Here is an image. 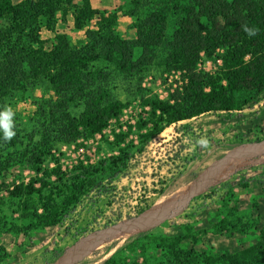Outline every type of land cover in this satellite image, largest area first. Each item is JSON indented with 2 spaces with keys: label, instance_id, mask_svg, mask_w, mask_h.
I'll return each instance as SVG.
<instances>
[{
  "label": "trees",
  "instance_id": "1",
  "mask_svg": "<svg viewBox=\"0 0 264 264\" xmlns=\"http://www.w3.org/2000/svg\"><path fill=\"white\" fill-rule=\"evenodd\" d=\"M132 4L133 11L126 15L134 22L136 38L125 40L116 29L117 15L93 9L91 0H83L79 6L74 5V0H23L19 4L0 0V110L6 100L25 97L43 81L53 92L50 97L34 101L42 141L30 146L31 150L26 147L20 159L30 163L36 176L10 191V197L19 200L20 219L28 225L9 226L0 216V232L30 237L40 228L68 223L67 234H71L72 228L78 229L80 209L90 206L101 212L102 201L110 209L125 206L127 190L119 189L114 181L125 175L129 160L126 154L125 158L92 165L80 162L73 174L57 159L55 168H44L45 158L52 155L56 144L102 135L111 121L120 119L127 104L110 90L116 75L136 81L142 105L151 109L148 122L138 125L139 131L152 126L146 140L205 115L240 112L264 94V0H135ZM73 9L75 28L86 30L84 45L75 49L66 35L56 34L52 48L46 49L39 33L43 29L54 32L59 14L66 17ZM145 10L150 14L143 17ZM152 16L157 17L159 27ZM98 17L97 28L88 29ZM245 23L258 28L257 35L248 37L241 30ZM171 25L173 33L166 42L165 65L168 71L180 73L183 83L171 100L164 101L147 97L143 81L144 73L157 58L156 34L159 30L166 34ZM218 51L224 52L220 71L202 72L199 66L203 58L212 59ZM76 107L83 108L78 116L72 113ZM132 129L117 134L115 143H124ZM15 162L19 161L12 157L0 161V175ZM250 183L264 186V178L253 177L243 185L247 188ZM166 187L164 183L160 189H137L141 202L134 208V215L120 212L114 219L106 217L103 225V217L96 215L97 229L107 230L125 220L137 219L149 209L151 195H162ZM95 230L83 229L79 239ZM151 246L163 254L155 264L264 263V246L254 245L236 254L215 257L199 253L195 247L183 249L175 239L157 238L147 232L102 264H148V259L139 262L125 252L140 250L146 256ZM5 256L0 253V258Z\"/></svg>",
  "mask_w": 264,
  "mask_h": 264
},
{
  "label": "rangeland",
  "instance_id": "2",
  "mask_svg": "<svg viewBox=\"0 0 264 264\" xmlns=\"http://www.w3.org/2000/svg\"><path fill=\"white\" fill-rule=\"evenodd\" d=\"M21 1L23 0H13V3L19 4ZM82 1L74 0V5L79 6ZM134 1L112 0L111 5L99 9L101 12L117 15L116 29L119 36L125 40L136 38L134 22L126 15L133 11ZM149 14V11L145 10L143 17ZM151 18L159 27L157 17ZM98 21L99 17L95 18L87 28H97ZM85 32L86 30L79 31L75 28L73 9L66 17L59 14L54 32L43 29L39 37L44 42V47L51 49L56 34L66 35L73 47L78 49L85 43ZM172 33L171 25L166 34L160 30L156 34L157 58L155 64L144 73L143 87L147 97L169 101L177 87L183 83L180 73L168 71L165 65L168 55L166 42ZM223 54V51H218L212 59L204 57L199 69L205 73H218L223 65ZM136 86V81H126L116 75L110 82V90L115 97L127 104L120 119L111 121L102 135L83 138L72 144H56L52 155L45 158L44 163V168L52 170L57 159L65 170L73 174V169L80 162L92 165L110 159L125 158L126 154L125 159L129 160L123 172L125 175L114 181V185L119 189L127 190L125 206L122 209L116 206L110 209L102 201L99 205L101 212L92 210L90 206L80 209L79 233L77 228H72L71 234H67L68 223L53 228H40L33 231L30 237L0 232V253L2 256L6 254L5 258H0V264H54L70 251L79 248L77 251L81 253V245L86 242L93 245L96 241L94 237L98 239V235L106 230L97 229L94 220L96 215L103 217L100 220L101 225L106 223V217L114 219L120 212H123L124 216L134 215V208L141 202L140 194L135 191L144 187L150 190L160 189L164 183H167L165 192L162 195L152 194L149 209L145 212L146 217H163L161 223L145 231L126 235L124 233L134 225L136 219L120 222L110 228L115 236H106L102 242L96 241L91 253H87L78 264H102L118 250L147 232L153 237L175 239L183 249L195 247L199 253L215 257L236 254L254 245L264 246V186L250 183L246 188L243 185L253 177L264 178V155L252 159L245 158L246 163L226 180L209 183L202 180L206 170L215 168L216 163L233 150L264 141V94L240 112L222 116L205 115L174 125L161 135L146 140L145 135L152 126L139 131L138 125L148 122L151 109L142 105ZM52 94L49 84L43 81L37 85L36 90L26 93L25 97L19 96L5 101L16 113L17 134L11 142L6 143L0 133V161L11 157L19 161L0 175V216L4 217L9 226L28 225L20 219L19 200L12 199L10 191L16 185L28 183L36 176L30 163L20 162V159H23L22 153L26 147L31 150L32 146L35 147L42 141L37 132L34 101L43 96L50 97ZM82 111V107L72 109V113L77 116ZM129 127H133L130 137L121 145H117L115 136L127 133ZM201 136L210 139L211 148L197 147L192 151L195 141ZM193 190L197 192L192 194ZM187 227L192 230H187ZM86 228L98 231L95 230L79 239L82 230ZM125 255L130 259H138L139 262L148 259V264H155L163 254L161 250L151 246L146 256H143L140 250H126Z\"/></svg>",
  "mask_w": 264,
  "mask_h": 264
},
{
  "label": "bare ground",
  "instance_id": "3",
  "mask_svg": "<svg viewBox=\"0 0 264 264\" xmlns=\"http://www.w3.org/2000/svg\"><path fill=\"white\" fill-rule=\"evenodd\" d=\"M262 155H264V141L262 143L252 144V145L250 144V145H247L245 147H240L236 150H233L232 152L227 154L226 157H224L220 161H218L216 163L215 168L209 169L208 171L206 170L204 176L203 177L201 176L202 180L205 183H209V182L215 181V180H218V182H219V180H224V179L226 180V178H228L239 167H241L242 165H244L246 163L247 159H245V158L252 159V158L262 156ZM196 192H197V190H193L192 194L196 193ZM146 215L147 214L144 213L139 218H137L134 222V225L130 226L128 231H126V233H124V234L130 235L131 232L145 231V230L149 229V227H151L155 224H158L163 218L161 216L146 217ZM106 236L107 237L108 236L109 237L115 236V234L113 233V229L112 230H110V229L105 230L104 232H102L101 234L98 235V239H97V237H94V238H96V241L102 242L106 238ZM90 238H91V236H90ZM85 240H87V239H85ZM96 241L93 243V245L89 244L90 247H88L89 245L86 244L87 242L84 244L81 242L83 244V246L81 245V250H82L81 253H79L77 251V250H79V248L76 249L75 251H72V252L70 251L65 256L59 258L54 264H78V262L80 260H82L83 257L87 253H89V252L91 253L92 248H94L96 243H97Z\"/></svg>",
  "mask_w": 264,
  "mask_h": 264
},
{
  "label": "clouds",
  "instance_id": "4",
  "mask_svg": "<svg viewBox=\"0 0 264 264\" xmlns=\"http://www.w3.org/2000/svg\"><path fill=\"white\" fill-rule=\"evenodd\" d=\"M241 30L248 36L254 37L258 33V28L249 27L247 23L241 25ZM16 113L13 108L5 104L0 110V133H2V138L4 142H11L16 136V122H15ZM199 147L202 149H210L211 141L207 136H201L195 141V144L192 147V151Z\"/></svg>",
  "mask_w": 264,
  "mask_h": 264
},
{
  "label": "crops",
  "instance_id": "5",
  "mask_svg": "<svg viewBox=\"0 0 264 264\" xmlns=\"http://www.w3.org/2000/svg\"><path fill=\"white\" fill-rule=\"evenodd\" d=\"M113 1H116V0H113ZM111 3H112V0H91L92 7L95 10H99L100 8H102V6H109L111 5Z\"/></svg>",
  "mask_w": 264,
  "mask_h": 264
}]
</instances>
